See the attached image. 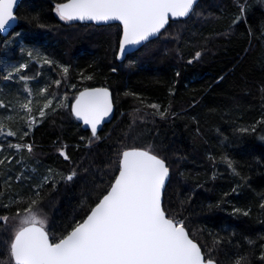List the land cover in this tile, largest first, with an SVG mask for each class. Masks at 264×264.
<instances>
[{
    "label": "trees",
    "instance_id": "trees-1",
    "mask_svg": "<svg viewBox=\"0 0 264 264\" xmlns=\"http://www.w3.org/2000/svg\"><path fill=\"white\" fill-rule=\"evenodd\" d=\"M63 1L23 0L16 10L15 27L8 36L0 37L3 42L19 32L17 40L23 46L69 66L67 84L62 83L59 89L51 85L60 97L67 92L69 102L74 93L72 84L79 89L106 86L113 95V118L98 132L100 139L89 147L85 145L90 132L74 120L70 109L50 114L25 138L26 142H34L35 150L33 159L23 167L24 175L31 174L33 168L37 173L52 168L66 174L81 166L72 182H61L58 191L44 202L49 233L58 236L73 217L81 218V201L92 197L94 187L100 184L99 179L94 182V177L100 175L95 170L112 163L118 142L145 148L151 145L170 167L171 179L164 197L170 214L177 213L183 201L181 218L186 219L191 236L202 244H211L209 232L221 236L234 232L231 245L224 243L217 252L220 264H229L241 256H247V264H264L260 259L264 251V209L259 207L264 199V140L260 139L264 125L257 124L264 119V2L247 0L244 19L232 25V19L239 14L237 0H199L196 12L200 15L170 21L157 38L118 62L114 43L118 46L115 37L119 25L61 21L54 9ZM243 3L245 0H239V4ZM35 15L38 21L31 20ZM206 37L211 39L206 42ZM19 46L12 43L5 48L0 43V85L8 61L18 53L27 60V52H19ZM199 50H203L201 58L188 63ZM112 68L116 71L112 72ZM37 72L40 75H35ZM81 73L92 79H83ZM23 74L35 77L28 83L38 90L42 84L61 78L58 69L35 61ZM21 96L26 97L23 93ZM16 97L11 93L5 99L8 115L13 113L11 105L16 103ZM152 103L162 108L171 105L176 115L167 119L153 116V110L145 107ZM19 115L22 117V112ZM19 115L16 116L21 119ZM141 116L145 118L139 119ZM22 123L18 126L21 133L26 127ZM254 124V134L236 131ZM62 145H66L70 162L57 151ZM14 152L12 149L4 154ZM222 154L236 162L239 176L221 160ZM21 167L15 166L9 174L14 177ZM108 179L106 175L105 182ZM12 188L27 191L20 181H14ZM3 203H8L7 195ZM234 208L250 214H234ZM16 210L13 205L9 214ZM249 239L255 243L249 244Z\"/></svg>",
    "mask_w": 264,
    "mask_h": 264
},
{
    "label": "snow or ice",
    "instance_id": "snow-or-ice-1",
    "mask_svg": "<svg viewBox=\"0 0 264 264\" xmlns=\"http://www.w3.org/2000/svg\"><path fill=\"white\" fill-rule=\"evenodd\" d=\"M237 3L239 14L232 19V25H238L247 12V0L243 4L237 0ZM15 4L16 0H0V32H5L17 20ZM197 6L198 0H66L56 3L54 11L65 22L79 20L100 24L118 21L119 29L115 37L118 46L114 43V56L121 59L130 47L158 37L171 18L200 15L196 12ZM31 20L38 21L39 16L35 15ZM251 34L252 30L249 29ZM20 35L16 32L12 39L0 43L7 48ZM209 39L211 37H206L205 41ZM20 51L22 54L27 52V60L4 67L5 80H12L15 74L17 83L23 82L22 91L27 93V97H22L18 91L12 112L16 115L23 113L21 119L27 130L22 133L19 129L12 130L8 122L13 120V116H0V136L17 137L19 141L8 143L7 149L0 143V210L4 211L0 215V256L4 257L0 264H220L217 252L224 243L231 245L235 233L221 236L209 232L208 235L212 237L210 245L202 244L191 236L186 219L181 218L183 201L181 209L175 214H170L165 206L164 197L171 179L170 167L151 145L145 148L118 142L112 163L106 165L105 169L95 170L100 175L94 177V182L99 179L100 184L94 187L92 197L81 201V218L73 217V222L66 225L58 236L49 233L43 211L44 202L58 191L61 182H72L81 166L71 168L66 174L52 168L37 173V169L33 168L31 174L24 175L23 167H27L28 161L33 159L35 150L34 142H25V138L31 135L37 123L50 114L55 115L59 109H70L71 115L82 121L86 129H90L85 145L89 147L100 139L98 130L106 118L113 114L114 101L108 87L79 89L72 84L70 87L74 93L69 102L67 92L60 97L51 90V85L59 89L62 83L67 84L70 67L23 44ZM202 55L203 50L196 51L188 63L198 60ZM32 61L53 66L59 70L61 78L52 80L51 84L46 82L38 93H34L28 81L35 77L23 74ZM111 71L115 72L116 68ZM81 76L85 80L92 79L91 76H83V73ZM34 95L45 99L38 110L34 107ZM145 107L152 109V115L161 119L176 115L171 112V105L162 108L160 104L152 103ZM8 108L9 104L0 99V109ZM34 111H38V116L33 114ZM134 111L138 113L140 109ZM144 118L139 117L141 120ZM257 124L264 125V119L257 121ZM131 128L132 125L129 130ZM236 131L254 134L257 126H241ZM127 136L126 133L125 138ZM260 139L264 140V136ZM80 140L84 141L85 137L81 136ZM65 148L66 145H62L57 151L65 161L70 162ZM12 149L14 153L4 154ZM16 156L19 158L15 159ZM209 158L214 159L211 156ZM221 160L235 175H240L234 167L236 162L227 154H222ZM17 165L22 166L21 171L13 177L9 173ZM89 168H84V171H89ZM106 175L109 179L105 182ZM14 181H20L27 191H14ZM5 195L8 196V203H3ZM13 205L17 210L10 215ZM259 207L264 209V199ZM233 213L250 214L239 208H234ZM248 243L255 242L249 239ZM236 247L239 248V245ZM261 247L264 248V245ZM260 259L264 260V251ZM229 264H247V256L230 260Z\"/></svg>",
    "mask_w": 264,
    "mask_h": 264
},
{
    "label": "rangeland",
    "instance_id": "rangeland-1",
    "mask_svg": "<svg viewBox=\"0 0 264 264\" xmlns=\"http://www.w3.org/2000/svg\"><path fill=\"white\" fill-rule=\"evenodd\" d=\"M164 36H167V33L164 35ZM14 37V35H11L10 37H8L7 39H5L4 41H7V40H10ZM12 43H20V46H19V52H20V48H21V42H19L17 39H14ZM11 43V44H12ZM10 45V44H9ZM17 55V54H16ZM26 61V59H21L20 58V54L18 53L17 56H15V58L11 61H8L6 65H10V64H18V63H21V62H24ZM4 66V67H5ZM4 67H3V71H4ZM6 75V72L4 71V76ZM14 78L12 80H5L3 81V84L0 85V99H3L5 102H7L5 99L6 97L13 93V94H18V91H19V94L22 95V93L24 94V96L27 97V93H24L22 90H23V87H21V83H17V78L15 77V74H13ZM34 84H36L37 82L34 81L33 82ZM7 84H9L10 86H6ZM29 87L31 89L34 90V93H38V89L35 88L33 85H30L28 83ZM6 86V87H5ZM41 87H44V84H42L39 88ZM25 97V98H26ZM34 99V107L38 110L39 107H41L43 105V103L45 102L44 100H42L41 97H39L38 95H34L33 97ZM16 103H14L13 105H11V109L13 106H15ZM7 110V109H6ZM6 110L4 109H0V116H9L8 113H6ZM23 114V113H22ZM11 116H13V120L9 123V126L12 128V130L16 131L18 130V126L20 125L19 123H21V121L23 122L22 119H19L15 113H12L10 114ZM34 115H37L38 116V111H34ZM19 117L21 118V116L19 115ZM17 119V120H16ZM24 123V122H23ZM22 123V124H23ZM25 124V123H24ZM26 125V124H25ZM20 129V128H19ZM25 129L27 130V126L25 127ZM23 130V131H26V130ZM33 130V129H32ZM17 138V137H16ZM15 137H5V136H0V143L4 144L5 145V149H7V145L8 143H16V142H19L18 139H16ZM3 141V142H1ZM7 142V143H6ZM26 142V141H25ZM15 151V150H14Z\"/></svg>",
    "mask_w": 264,
    "mask_h": 264
},
{
    "label": "water",
    "instance_id": "water-1",
    "mask_svg": "<svg viewBox=\"0 0 264 264\" xmlns=\"http://www.w3.org/2000/svg\"><path fill=\"white\" fill-rule=\"evenodd\" d=\"M22 1H23V0H16V4H15V6H14V14H15V15H16L17 7H18V5H19ZM63 2H66V0L63 1ZM198 2H199V0H198ZM60 3H62V2H60ZM186 18H187V17H186ZM178 19H185V18H171L170 21H172V20H178ZM170 21H169V22H170ZM74 22L84 23V24H85V23H86V24H95V25H109V24H117V25H119V22H118V21H111V22L100 23V24H97L96 22L79 21V20H76V21H74ZM15 25H16V21L12 22L11 26H10L5 32H0V37H3V38H4V37L8 36L9 33L11 32V30L15 27ZM166 26H167V25H166ZM166 26H165V27H166ZM161 31H162V30H161ZM155 38H157V37H155ZM155 38H151V40H153V39H155ZM151 40H150V41H151ZM145 43H147V42H145ZM145 43H144V44H145ZM144 44H142V45H138V46L130 47V48L128 49V52L126 53V55H125L124 57H122L121 59H116V61H118V62L123 61V60L126 58L127 55H129V54H131V53L137 51V50H138L139 48H141ZM92 87H102V86H92ZM109 90H110V89H109ZM110 92H111V90H110ZM111 93H112V92H111ZM112 97H113V95H112ZM113 101H114V100H113ZM114 111H115V106H114ZM113 115H114V112H113V114H112L109 118H106V120L101 124V126H100L98 132L102 129V127H103L105 124L111 122V120H112V118H113ZM72 116H73V115H72ZM73 118H74V120H75L77 123L80 124V126H81V128H82L83 130H88V131L90 132V129H86V127L83 125V122H82V121H78L74 116H73Z\"/></svg>",
    "mask_w": 264,
    "mask_h": 264
},
{
    "label": "bare ground",
    "instance_id": "bare-ground-1",
    "mask_svg": "<svg viewBox=\"0 0 264 264\" xmlns=\"http://www.w3.org/2000/svg\"><path fill=\"white\" fill-rule=\"evenodd\" d=\"M102 87H106V86H102Z\"/></svg>",
    "mask_w": 264,
    "mask_h": 264
}]
</instances>
